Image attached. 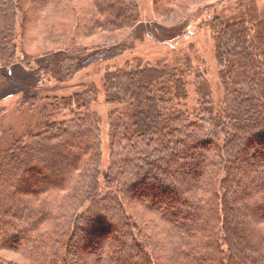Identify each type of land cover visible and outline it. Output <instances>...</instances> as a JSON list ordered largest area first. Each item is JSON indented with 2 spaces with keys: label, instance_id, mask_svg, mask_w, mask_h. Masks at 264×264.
I'll list each match as a JSON object with an SVG mask.
<instances>
[{
  "label": "trees",
  "instance_id": "16d2710c",
  "mask_svg": "<svg viewBox=\"0 0 264 264\" xmlns=\"http://www.w3.org/2000/svg\"><path fill=\"white\" fill-rule=\"evenodd\" d=\"M176 1L153 0L155 15L170 16ZM196 9L217 94L192 47L157 66L132 59L107 67L101 85L113 106L106 170L96 85L46 97L42 116L68 109L69 119L0 145V252L17 258L0 264H264V0L192 6L169 42ZM138 23L137 0H0V67L62 52L69 81L127 50L85 40ZM27 43L45 51L27 53Z\"/></svg>",
  "mask_w": 264,
  "mask_h": 264
},
{
  "label": "rangeland",
  "instance_id": "374dc122",
  "mask_svg": "<svg viewBox=\"0 0 264 264\" xmlns=\"http://www.w3.org/2000/svg\"><path fill=\"white\" fill-rule=\"evenodd\" d=\"M209 1L214 5L219 3V0L214 2L211 0H178L176 4L171 5L174 12L170 16L158 15L157 17L153 0H137L139 23L127 35L120 31L116 35L103 34L83 42L86 46L116 44L117 42L124 44L127 50L107 62H94L85 69L76 72L69 81L65 80L60 70L64 57L62 52H55L51 58L38 57L31 60L28 65L21 60L15 64L0 67V145L7 147L12 137L24 138L28 133L44 130L48 123L53 124L56 121L69 119L71 110L68 109L63 110L58 119L51 118L48 113L42 116L39 104L44 103L46 97L70 96L74 92H79L81 84L96 85L98 99L92 103L90 110L101 119V168L103 171L106 170L110 165L108 114L113 106L105 103L101 85L107 67L124 68L132 59H139L141 63L157 66L162 61H172L173 57L183 60L187 50L192 47L194 54L190 56L195 68L206 76L213 93L217 94L220 79L214 60V45L208 30L203 26L199 29L202 20L197 14L199 7L191 12V22L186 26V30L182 29L183 32L181 30V36L177 40L169 42L170 39L167 38L170 34H178L179 28L174 22L180 20L188 9ZM246 9L245 7V11ZM234 17L236 15L232 14L226 19ZM155 18H158L159 22ZM226 19H224L226 22H232ZM181 24L180 26H182ZM16 30L19 31V25ZM164 40L167 42L164 43ZM25 50L27 53L38 56L40 52L45 51V48L41 44L27 43ZM192 90L193 88L190 89V96L193 94ZM99 183L102 189L106 188L104 177L100 178ZM131 197L138 200L137 197ZM130 206L129 210L137 215L138 209ZM114 234L117 235L116 231ZM114 234L112 236H115ZM86 256L91 255L87 253ZM93 256L95 255L93 254ZM0 257L6 260L17 259L16 256L3 252H0Z\"/></svg>",
  "mask_w": 264,
  "mask_h": 264
}]
</instances>
